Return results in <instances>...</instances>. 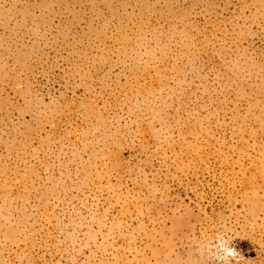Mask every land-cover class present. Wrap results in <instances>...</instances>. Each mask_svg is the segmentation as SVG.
I'll list each match as a JSON object with an SVG mask.
<instances>
[{
    "label": "rangeland",
    "instance_id": "1",
    "mask_svg": "<svg viewBox=\"0 0 264 264\" xmlns=\"http://www.w3.org/2000/svg\"><path fill=\"white\" fill-rule=\"evenodd\" d=\"M264 264V0H0V264Z\"/></svg>",
    "mask_w": 264,
    "mask_h": 264
},
{
    "label": "clouds",
    "instance_id": "2",
    "mask_svg": "<svg viewBox=\"0 0 264 264\" xmlns=\"http://www.w3.org/2000/svg\"><path fill=\"white\" fill-rule=\"evenodd\" d=\"M232 245L231 236L219 233L213 240L207 242L200 251L210 256L215 264H239L241 254Z\"/></svg>",
    "mask_w": 264,
    "mask_h": 264
}]
</instances>
